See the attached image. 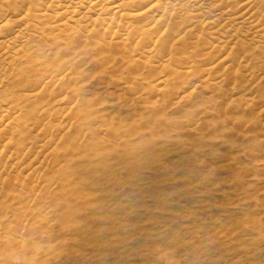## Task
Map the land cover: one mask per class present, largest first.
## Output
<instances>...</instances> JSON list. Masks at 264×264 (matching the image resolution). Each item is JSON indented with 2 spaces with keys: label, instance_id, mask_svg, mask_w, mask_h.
I'll return each instance as SVG.
<instances>
[{
  "label": "bare ground",
  "instance_id": "obj_1",
  "mask_svg": "<svg viewBox=\"0 0 264 264\" xmlns=\"http://www.w3.org/2000/svg\"><path fill=\"white\" fill-rule=\"evenodd\" d=\"M78 58L105 65L122 60L134 73L149 61L160 70L154 88L164 97L175 96L177 78L190 77L191 95L208 91L222 107L219 115L229 109L240 116L243 106H254L264 116V92L258 93L264 88V0H0V217L15 202L25 208L18 223L5 228L6 244L19 247L9 264H20L26 245L56 231L50 216L67 220L78 212V172L91 169V155L124 138L106 137L110 129L80 98L68 62ZM175 63L180 71L172 69ZM194 102L190 108L185 102L193 127L215 108L211 103L199 111ZM33 215L48 227L26 231Z\"/></svg>",
  "mask_w": 264,
  "mask_h": 264
},
{
  "label": "rangeland",
  "instance_id": "obj_2",
  "mask_svg": "<svg viewBox=\"0 0 264 264\" xmlns=\"http://www.w3.org/2000/svg\"><path fill=\"white\" fill-rule=\"evenodd\" d=\"M68 62L80 98L110 129L106 137L124 138L90 156L94 165L78 172V212L67 220L50 216L56 231L44 234L41 244L26 245L18 262L264 264V116L258 107L243 106L240 116L223 107L225 116L219 115L218 99L204 90L191 95L195 81L183 76L176 79L175 96L166 94L168 101L154 88L161 75L149 61L138 73L122 60ZM195 62L196 69L201 61ZM260 87L255 92L262 94ZM185 102L199 111L212 103L214 112L193 127ZM101 155L104 163L95 164ZM24 209L15 202L0 217V264L16 258L19 247L6 244L5 228L17 224ZM24 224L26 231L48 227L35 215Z\"/></svg>",
  "mask_w": 264,
  "mask_h": 264
}]
</instances>
